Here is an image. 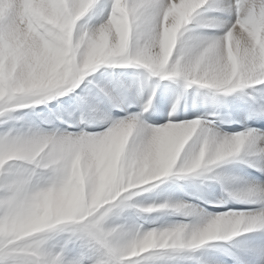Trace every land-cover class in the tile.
I'll list each match as a JSON object with an SVG mask.
<instances>
[{
    "label": "clouds",
    "instance_id": "clouds-1",
    "mask_svg": "<svg viewBox=\"0 0 264 264\" xmlns=\"http://www.w3.org/2000/svg\"><path fill=\"white\" fill-rule=\"evenodd\" d=\"M237 105L264 120V0H0V264H264Z\"/></svg>",
    "mask_w": 264,
    "mask_h": 264
},
{
    "label": "bare ground",
    "instance_id": "bare-ground-1",
    "mask_svg": "<svg viewBox=\"0 0 264 264\" xmlns=\"http://www.w3.org/2000/svg\"><path fill=\"white\" fill-rule=\"evenodd\" d=\"M135 107V106H134ZM132 110L136 111V107ZM129 111H131V108L129 109ZM200 111H203V109H201ZM234 112V118H230L228 120L227 123H225L224 125L226 126H237L238 125V128L241 130L243 128H246V127H255V128H264V120H259V119H251V120H248L246 119L245 117V113H244V110L243 108L240 106V105H237L236 108L233 110ZM185 112H181L180 114V118H189V116L191 117L192 115H195L197 114V110H193V109H190L188 112L186 113H189V114H185L183 115ZM118 114H121V113H118ZM123 115V113L121 114ZM152 115L156 116L157 119L161 120L162 116L164 117L165 115L164 114H161L160 112H156V113H153ZM189 115V116H188ZM153 116L150 117V119L152 121H154L155 123H157V119L155 120L154 118H152ZM256 121L255 124H250L251 121ZM228 131H235V130H228ZM236 131H239V130H236ZM248 171H245L248 175H252V176H257V177H261V178H264V174H261L258 172V175L255 173L257 172L255 169H247ZM235 207H243V205H233ZM229 264H231V262L229 261Z\"/></svg>",
    "mask_w": 264,
    "mask_h": 264
},
{
    "label": "rangeland",
    "instance_id": "rangeland-1",
    "mask_svg": "<svg viewBox=\"0 0 264 264\" xmlns=\"http://www.w3.org/2000/svg\"><path fill=\"white\" fill-rule=\"evenodd\" d=\"M135 108V107H134ZM133 109V107L131 108V111H134V110H132ZM137 109V108H136ZM122 114V113H121ZM120 114V115H121ZM185 114H189V113H184L183 115H185ZM189 116V115H188ZM232 116H234V112L232 113ZM231 116V118H234V117H232ZM181 117V116H180ZM189 118H190V116H189ZM164 119H166V115L163 117L162 116V118H161V120H159V119H157L156 121H157V123H162L163 121H164ZM152 122H154V121H152ZM237 127H238V125H237ZM236 130H240L239 128L238 129H236ZM235 130V131H236ZM245 171H248L247 169H245Z\"/></svg>",
    "mask_w": 264,
    "mask_h": 264
}]
</instances>
